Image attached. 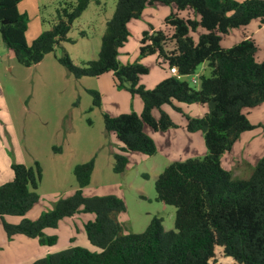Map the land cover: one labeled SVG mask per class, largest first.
Here are the masks:
<instances>
[{
    "label": "trees",
    "instance_id": "obj_1",
    "mask_svg": "<svg viewBox=\"0 0 264 264\" xmlns=\"http://www.w3.org/2000/svg\"><path fill=\"white\" fill-rule=\"evenodd\" d=\"M19 1L0 0V41L18 64L28 67L69 39L66 34L72 21L90 0L58 3L50 28L29 44L24 38L28 17L25 11H18ZM154 2L171 4L173 9L164 17L162 27L142 32L138 54H155L159 65L163 62L167 70L174 67L176 72L146 89L138 83L146 68L137 62L120 64L116 54L128 34L127 21ZM183 9H190L196 17L180 16ZM251 19L264 26V0H115L113 13L104 23L97 57L82 67L74 65L65 53L57 58L75 78L110 72L116 86L126 83L128 92L138 95L142 103L138 114H102L104 129L120 142L121 150L153 154L154 142L144 133L143 125L154 132L175 127L159 108L168 104L181 112L175 101L207 105L208 111L201 117L185 115L184 124L187 132H202L206 153L171 161L157 174L155 199L174 207L173 228L164 229L161 219L152 216L139 233L122 232L116 218L124 210L120 198L111 194L82 196L81 188L88 184L93 168L92 158L73 166L78 188L69 197L58 199L35 220L5 223L4 215H23L36 201L40 180L36 161L28 166L10 164L11 179L0 184V220L7 237L21 233L51 246L56 236L46 235L44 228L55 227L60 218L72 215L80 206L94 213L83 228L88 241L99 248L97 252L68 246L28 264H209L215 246L221 247L233 264H264V157L256 161L246 178L231 177L220 162L239 134L253 127L242 109L264 102V61L255 59L254 40L244 34L236 44L220 46L222 35ZM198 26L203 31L193 41L190 32ZM199 65L202 69L196 85L178 78L193 74ZM87 92L92 104L99 106L98 92ZM153 109H159L157 117L152 115ZM113 157L112 170L121 172L125 157L117 153Z\"/></svg>",
    "mask_w": 264,
    "mask_h": 264
},
{
    "label": "rangeland",
    "instance_id": "obj_2",
    "mask_svg": "<svg viewBox=\"0 0 264 264\" xmlns=\"http://www.w3.org/2000/svg\"><path fill=\"white\" fill-rule=\"evenodd\" d=\"M62 1L74 0H25L23 4L28 21L24 38L27 44L40 32L50 28L58 3ZM114 2L97 0L95 3L90 0L72 21L66 34L69 39L59 42L52 52L28 67L18 64L11 51L0 41V184L11 179L12 163L28 166L36 161L40 167V180L35 188L36 201L23 215L4 217L5 223L23 218L35 220L50 210L58 199L69 197L78 188L72 174L73 166L92 158L89 182L81 188V194L85 197L111 194L120 198L124 210L116 218L122 224L123 233L143 231L152 216L161 219L164 229L173 228L174 207L155 199L154 180L172 159H183L184 155L202 157V149L206 151L202 132L194 131L191 133L192 139L183 142L186 135L181 136L183 129L176 128V125L167 133L153 132L143 125L144 133L154 139V153L145 155L138 151H123L114 135L104 129L102 114H138L142 105L138 95L130 94L125 88L126 83L116 86L110 72L75 78L57 62L63 53L78 67L97 57L104 23L113 13ZM172 9L171 4L160 2L144 5L138 17L127 21L128 34L117 49L116 59L120 64L137 62L146 68V72L138 76V83L146 89L153 87L169 72L165 63L159 65L156 62L155 54H138L139 40L143 31L162 27L164 17ZM179 15L196 17L190 9L181 10ZM251 22L256 20L251 19L242 27L231 28L221 36L220 44L230 47L239 42L244 33H249L247 30H250ZM202 31L198 26L190 32L192 40L196 41ZM260 36L264 38L263 29L256 36V61H259L258 56L264 57V41ZM158 60L161 62L160 58ZM201 69L202 65H199L193 74L178 78L196 85ZM89 89L98 92L99 106L92 104V96L87 92ZM173 104L182 106L183 110L175 111L168 104H162L159 108L166 111L173 123L186 122L185 115L190 113L186 106L195 103L173 101ZM203 107L207 112V105ZM250 108L242 109L248 121ZM153 112L157 117L159 109H153ZM255 119L252 116V121ZM163 134H167L169 140ZM239 135L241 137L231 144L229 153H226V159L231 177L246 178L256 161L264 157V129L256 124ZM185 146L189 148V153L185 151ZM115 153L122 154L126 159L121 172L112 170ZM93 217V212L83 211L80 206L72 215L60 218L55 227L44 228L46 235L56 236L50 250L49 245L36 243L35 240L33 249L44 252L11 264H28L48 253L60 252L74 245L97 252L99 248L88 241L83 228L84 223ZM34 250L23 249L21 253H36ZM212 259L209 264H233L230 257L222 254L219 246L214 247Z\"/></svg>",
    "mask_w": 264,
    "mask_h": 264
},
{
    "label": "crops",
    "instance_id": "obj_3",
    "mask_svg": "<svg viewBox=\"0 0 264 264\" xmlns=\"http://www.w3.org/2000/svg\"><path fill=\"white\" fill-rule=\"evenodd\" d=\"M31 1H33V0H31ZM23 3H25V0H20L18 2V4H17V9L20 12L21 11H25V9H24V5L25 4H23ZM254 20H256V22H251V24H249L250 30H247L249 33H247V34L244 33V34L247 35V36H250L254 40L255 44H257V42H258L257 40L258 39H257L256 36H258L260 34L261 29L264 30V26L260 25V23L258 22L257 19H254ZM250 21L248 23H250ZM260 39L262 41H264L263 36H260ZM220 46L225 47V48L227 47V46H224V45H221V44H220ZM256 49H257V45H256ZM255 55H257V52L255 53ZM258 60L259 61H264V57H260L259 58V56H258ZM178 106L183 110L182 106H180V105H178ZM188 109L190 110V113H187V116H189V117H196V116H199V115H203L206 112L204 107H203V105H199V104H196V103L186 106V110H188ZM164 112H166V111H164ZM248 113H250V114L247 117H248L249 121L251 122V124L252 125L258 124L261 128L264 129V102L256 105L255 107L250 108ZM152 115L155 117V114H154L153 111H152ZM252 116H255V118H256L255 121H252ZM174 124L176 125V128H182L183 129L182 130L183 132H181V134H180L181 136L186 135V136H183V139H182L183 142H187L188 140L192 139L193 136H192L191 133H194V132H187L184 129L185 120H183L181 123H178V124L174 123ZM174 128H169V129H167L165 131H161V133H167L170 129H174ZM184 131H186L185 134H184ZM155 135H156V137H158L157 136L158 134H155ZM163 135H164L163 137L165 139H168L169 136L167 137V134H163ZM241 135H244V134H241ZM241 135H239L238 138H240ZM149 137H151V139L154 142V139L152 138V136L150 135ZM185 148H187V150H185V151L188 152L189 148L187 146H185ZM205 153H206V151L204 149H202L201 154L204 155ZM226 153H229V151L223 153L220 156V162H221V165L224 168H226V169H228L230 171V167L227 164ZM189 157H191V156L184 155V157H182V158L186 159V158H189ZM183 159H172V161L183 160ZM8 216H10V215H7V216L4 215L2 218L8 217ZM18 219H19V217H18ZM19 221L12 220V221H10L11 222L10 224H17ZM43 231H44V229H43ZM35 240H36L35 238H29V237H27V236H25L24 234H21V233H16V234L11 235L10 237H7L5 232H4V230H3V227H2V221L0 220V264H11V263H14V262H18V261L24 259L25 257L29 256V255H33V254L44 252V251H35L33 249V243H35ZM36 243H38V242H36ZM49 247L50 248L48 250H50L52 248V245L49 246ZM23 249L24 250L32 249L36 253L32 252V253H28L27 255H24V254L21 253Z\"/></svg>",
    "mask_w": 264,
    "mask_h": 264
},
{
    "label": "built area",
    "instance_id": "obj_4",
    "mask_svg": "<svg viewBox=\"0 0 264 264\" xmlns=\"http://www.w3.org/2000/svg\"><path fill=\"white\" fill-rule=\"evenodd\" d=\"M168 71L169 73L174 74L176 72V69L174 67H170ZM192 81L195 82V79H192Z\"/></svg>",
    "mask_w": 264,
    "mask_h": 264
}]
</instances>
